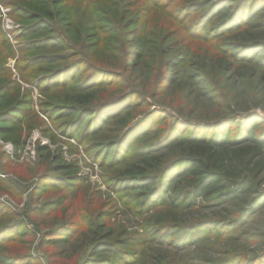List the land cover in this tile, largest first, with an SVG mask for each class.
I'll list each match as a JSON object with an SVG mask.
<instances>
[{
	"label": "trees",
	"instance_id": "obj_1",
	"mask_svg": "<svg viewBox=\"0 0 264 264\" xmlns=\"http://www.w3.org/2000/svg\"><path fill=\"white\" fill-rule=\"evenodd\" d=\"M112 1L116 3L102 6L101 14L91 15L86 8H78L75 12L64 6L60 9L58 0H8L13 14L30 20L21 26L23 38L27 34L33 37L25 38L19 46L21 51L32 50L22 59L21 68L32 69L36 63H54L36 81L42 90L59 87L76 95L73 104L51 105L45 109L49 117L60 111L76 114L66 123L65 131L82 128V134H85L97 132L110 120L126 123L96 154L106 166L122 163L131 155L140 157L123 163L124 167L114 176L112 186L119 192L126 187L138 188L142 193L139 201L142 209L169 202L177 207L215 205L252 194L244 199L248 207L234 210L231 221L199 218L182 224H176L174 220L164 224L162 219H157L151 227L154 230H148L157 232L153 237L157 242L175 233L173 241L177 247L195 242L202 236H224L225 232L243 223L260 201L264 202V190L260 189V176L264 171V120L256 111L246 109L239 113L236 110L241 98L246 106L253 101L254 105L259 103L255 91L257 82L245 76L243 83L233 81L227 85L226 75L238 63L264 70V39L241 41L237 38L255 23L264 28V0ZM142 1L148 2L149 13L168 12L182 25L170 29L171 23L164 21L154 25H147V21L137 24L144 10L128 17V7L132 9ZM94 19L100 21L98 26L91 24ZM116 26L121 29L120 37L125 46L119 49L97 46L98 33L110 34L108 32L115 30ZM183 30L187 31L186 35L177 36L180 44H176V37L170 41ZM91 37L96 41L90 43ZM64 40L73 46L63 47ZM194 59L201 66L196 67ZM214 59L221 67L218 78H213L202 65L211 64ZM6 70L0 67V76ZM6 89L8 87L1 84L0 95ZM198 96L205 100L202 106L197 105L198 100L190 101ZM165 97H170L171 101L164 103L162 98ZM87 102L95 103L88 105ZM137 102L148 107L132 118H125L128 108ZM26 104L0 109V120L13 124L14 119L20 120L19 116H28ZM192 105L202 117H194V111L187 109ZM240 114L241 118L238 117ZM160 120H170V123L165 128L156 127ZM3 126L0 125V129ZM152 133H157L160 138L163 136V142L159 143L158 138L133 149L136 141ZM165 147L179 150L178 155L169 160L152 155ZM51 173L42 175V182L57 188L69 187L77 177L72 175V179H67ZM169 190H172L170 197L167 195ZM118 194L123 198L124 193ZM125 197L124 202L128 195ZM58 202L45 203V208L40 206L34 211L45 210ZM107 212L106 209L94 216L93 224L101 225L100 220ZM89 220L86 215L77 222L66 219L46 231L44 236H58L57 240H65ZM17 227L7 220L0 222V246L18 236ZM92 233L90 254L83 264H111L112 258L99 256L104 250L113 251L116 258L128 262L129 253L122 251L117 243L104 240L100 231L97 235L93 229ZM2 257L0 255L2 264H31L33 261L30 255ZM235 260L231 257L216 264H239ZM241 264H264V250Z\"/></svg>",
	"mask_w": 264,
	"mask_h": 264
},
{
	"label": "rangeland",
	"instance_id": "obj_2",
	"mask_svg": "<svg viewBox=\"0 0 264 264\" xmlns=\"http://www.w3.org/2000/svg\"><path fill=\"white\" fill-rule=\"evenodd\" d=\"M7 1L0 0V9L7 10L5 15L0 16V39L6 40H0V56L2 57L0 67L7 69L1 72L0 85L8 87L1 92L0 109L15 105L20 107V104L27 103L24 107H28L29 113L28 116H19L20 120L19 118L14 119L13 124L0 120V125L5 126L0 129V209L3 208L0 210V214L3 212L0 215V222L7 220L9 223L17 224L19 230L15 239L0 246L2 259H6L9 255L21 254L33 257L31 264H83L90 254L94 238L93 229L97 235L100 231L104 240L117 243L122 251L129 253L130 259L126 262L123 258H116L113 251H100L99 256L113 259L111 264H216L228 261L231 257H235L236 263L241 264L244 260L254 258L263 252V201H260L251 215L245 217L243 223L225 232L224 236H202L195 242L182 247L174 245L175 233L166 237L164 241H155L157 232L150 233L148 230H154L151 227L157 219H162L164 224L174 221L176 224H182L186 221H196L199 218L231 221L234 217V210L248 207L244 199L252 194H244L239 198L215 205L197 204L177 207L173 202H169V204L142 209L143 205L139 204L142 193L138 191V188L126 187L121 192L115 189L112 186V180L123 169V163L138 160L140 157L131 155V158L122 160V163L106 166L101 163L96 153L112 140L126 123L121 120H110L97 132L82 134V128L65 131L66 123L74 119L76 114H64L61 111L54 117L46 114L45 109L51 105L73 104V98L76 95L65 88L55 87L43 90L39 88L36 80L43 76L51 66H54V63L48 65L36 63L32 69L21 68L22 59H25L32 50L21 51L19 46L25 38H33L28 34L23 38L21 26L29 23L30 20L25 17L20 19L18 14H13ZM58 1L57 6L60 9L64 6L75 12L78 8H86L87 13L91 15L101 14L102 6L116 3L112 0ZM148 5V2L142 1L132 9L128 7L130 11L128 17L143 9L144 13L137 24L147 21V25H154L164 21L171 23L168 26L170 29L182 25L174 21L168 12L158 10L154 14L149 13ZM5 20L12 21V23L8 22L11 28H6ZM99 23V20L94 19L91 24L98 26ZM120 31L121 29L116 26L115 30L108 32L110 34L99 32L97 46H111L115 47L114 49L125 46L120 37ZM186 33L187 31L183 30L175 34L170 41H174L176 37V44H180L181 40L177 36L186 35ZM237 38L241 41L264 39V28L255 23L248 26ZM95 39L91 37L89 42L93 43ZM64 43L63 47L73 46L69 41L64 40ZM227 61L228 59L225 60ZM194 65L201 66L195 59ZM202 65L205 71L212 74L213 78H218L221 67L217 65V59H214L211 64L203 63ZM195 71H198V68ZM226 75L227 85L233 81L243 83L245 76H250L253 81L257 82L255 91L259 96V103L254 105L253 101L247 103L248 106H246L240 97L236 110L239 113L246 109L256 111L258 116L264 120V70L238 63ZM116 85L119 86L117 83ZM94 97L95 95L92 98ZM193 100H198V106H202L205 101L200 96L190 99V101ZM162 101L169 103L171 98L165 97ZM220 101L228 102V100ZM93 103L95 102L86 104ZM176 106L177 100H175ZM147 107L146 104L137 102L128 108L129 112L125 118L129 116L132 118ZM187 109L194 111V117H202L193 105ZM238 117L241 118L242 114ZM169 121L160 120L156 127L165 128L169 125ZM157 135V133H152L142 137L136 141L133 149L150 140H157L160 138ZM162 142L163 136L159 140V143ZM178 152L179 150L173 147H165L156 150L152 155H159L162 160L165 158L169 160L175 158ZM48 173L62 175L67 179H72V175H77V177L72 180L69 187L57 188L53 184H43L41 177ZM260 177V189L264 190V171ZM171 192L172 190L167 192L169 197ZM118 193H124L123 198ZM126 195L128 199L124 202ZM51 201L59 202L44 210L45 203ZM40 206L44 208L34 211ZM106 209L109 212L104 214L100 220L101 225H94L93 217ZM83 215L89 216L90 220L82 223L77 233L69 238L57 240L58 236H53V238L44 236L46 231L61 225L64 220L70 218V221L77 222Z\"/></svg>",
	"mask_w": 264,
	"mask_h": 264
},
{
	"label": "built area",
	"instance_id": "obj_3",
	"mask_svg": "<svg viewBox=\"0 0 264 264\" xmlns=\"http://www.w3.org/2000/svg\"><path fill=\"white\" fill-rule=\"evenodd\" d=\"M6 11H7L6 9H0V16L5 15L4 13H5ZM8 22H11V23H12L11 20H9V21H6V20H5L6 28H11L12 26L9 25Z\"/></svg>",
	"mask_w": 264,
	"mask_h": 264
}]
</instances>
